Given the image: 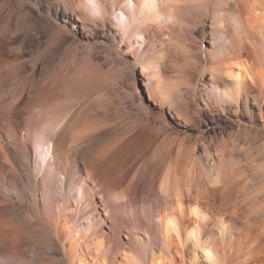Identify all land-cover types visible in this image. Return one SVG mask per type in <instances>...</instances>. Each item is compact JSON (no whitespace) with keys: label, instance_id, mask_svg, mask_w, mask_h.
I'll list each match as a JSON object with an SVG mask.
<instances>
[{"label":"bare ground","instance_id":"bare-ground-1","mask_svg":"<svg viewBox=\"0 0 264 264\" xmlns=\"http://www.w3.org/2000/svg\"><path fill=\"white\" fill-rule=\"evenodd\" d=\"M41 12L63 24L47 21L49 46L81 28L129 56L161 118L88 98L53 111L65 93L42 75L46 47L11 56L39 42ZM166 114L264 123V0H0V264H264L254 143L230 147L221 127L194 139Z\"/></svg>","mask_w":264,"mask_h":264},{"label":"rangeland","instance_id":"rangeland-1","mask_svg":"<svg viewBox=\"0 0 264 264\" xmlns=\"http://www.w3.org/2000/svg\"><path fill=\"white\" fill-rule=\"evenodd\" d=\"M29 6L32 9H34V11L36 10V8L34 7L32 3H30ZM41 15L43 17L45 13L41 12ZM50 19H53L54 21L53 23L54 24L53 27L55 26L54 29L55 28L60 29L61 25H63L56 18L54 17L50 18L45 15V17H43L39 21V28L37 27V31L40 32L39 38H38L39 42H36L34 44L35 46L33 45L31 49L25 50L24 53L18 52L17 50H11L12 52L11 56L13 57L15 53L17 52L19 55L18 54L16 55H18L20 59L22 60L32 59L36 57L37 54L39 55V53L43 52L42 54L45 55L46 60L43 63V67L45 66L44 67L45 72H43L42 75L48 78V76L53 72L49 76L50 77L49 80L46 77L45 78L47 79L48 82L50 80L51 81L53 80L52 82L57 83L58 86L60 85V89H59L60 91L62 90V88L64 89L62 90L61 95L65 93L62 95L63 97L60 95L61 98H59V100L53 101L54 104L52 103V106H51L53 111L59 108V113H60L66 110L68 111L69 109H73L72 107L78 108L79 105L81 106L83 104L82 101L88 98L87 100L95 99V101L98 100L97 102L99 103H103L105 105L107 104L108 106L110 105L109 107L112 109L113 112L120 114V116L123 115L122 117L123 118L125 117L126 120L132 119V118L133 119L139 118L140 116H142V114H147V113L153 117L161 118V116L157 112L159 108L157 107L156 104H153L149 100L148 93L145 90V87L143 86L142 76L139 74V69L131 62V60L129 59V56H127L125 53L120 52V51H118L119 52L118 53L116 47L112 44L111 41H108L106 37L101 38L99 37V34L97 33H84L82 32L81 28L74 29V30L72 29L68 30V32L66 33V39H64V42L66 44L63 41H61L57 45L49 46L48 42L51 43V41H49L50 40L49 37L50 35H52V32L56 30V29L53 30L51 26L47 27L46 23L48 20L50 21ZM47 43L48 45H46ZM61 43L62 44L64 43L63 46ZM36 44H38V46ZM42 48L46 50H43ZM57 50H59V52L61 51L60 52L61 55L64 54L63 57L58 52H55ZM51 58L53 60H50ZM54 59L56 60L54 61ZM50 61H52L53 63ZM58 62H59V65H58ZM53 65L55 69H53ZM49 66L50 67L52 66L51 67L52 69ZM56 68L59 69L58 71L60 72V74L58 71H56L57 70ZM49 71L51 73H49ZM58 101L59 102L61 101L62 103L60 102V105H59ZM150 108H152V111H150ZM37 113L38 112H35V115ZM136 115L139 117H137ZM166 115H167L166 121L171 125L172 129L179 134H182V133L183 135L191 134L190 136L194 139L195 137H197V135L205 134L204 137L208 139L212 135L213 127H216L217 131L220 130V127H221V128H224L225 139L230 140L232 138V140H230L232 145L229 144L230 147L233 146V142L240 143V145L242 146H249L251 142H253L254 146L252 147V145H250L252 148L251 150H249V152L252 153V155H250L252 156L251 158L254 159L253 160L254 162L256 161L258 162L260 159L261 161H263L264 159V153L260 152L263 149L262 144L264 143L263 141L264 140V128H263L264 123L261 121L250 123V121H247L246 120L247 118H246L245 121L242 124H240L241 126L237 123H234L232 126L228 122H224L223 120L219 119L220 121L216 123V125L210 124L209 122H203L198 126H194V125H187L183 123L179 124L178 120L171 118L168 114ZM258 129L260 130L259 132H258ZM256 131H257V134H256ZM245 136H247V139ZM245 139L246 141L247 140L248 141L245 142ZM217 140H219V136L215 139L214 143H212L211 145V149H213L212 151H215V147L219 143ZM258 140L261 142H259ZM238 156H239L238 158L241 160V163L238 165V167L241 166L240 168L241 169L243 168V170H246L247 174H249L251 178L253 177L255 181L260 182L259 181L260 177L259 178L256 177L257 172L255 171L254 167H252L253 166L251 164L252 159H250V156L248 155V153L242 152ZM256 156L259 157L260 159L257 158ZM248 157L250 160L248 159ZM262 196L261 198H264ZM189 258H191V255ZM197 262L198 263H195V264H207L205 259H202V258H199ZM46 263L47 264H58L59 262L57 260L55 261L54 258H49L46 261ZM96 264H100V263H96ZM187 264H189L188 261H187ZM191 264H194V263H191Z\"/></svg>","mask_w":264,"mask_h":264}]
</instances>
